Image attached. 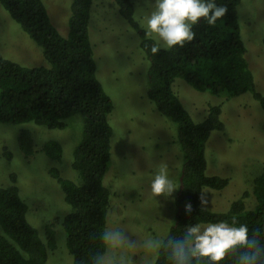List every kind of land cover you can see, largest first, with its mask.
Listing matches in <instances>:
<instances>
[{
	"label": "trees",
	"instance_id": "16d2710c",
	"mask_svg": "<svg viewBox=\"0 0 264 264\" xmlns=\"http://www.w3.org/2000/svg\"><path fill=\"white\" fill-rule=\"evenodd\" d=\"M121 15L139 30L148 60L147 95L160 114L176 124L177 141L183 153L179 189L175 198V219L165 238L180 237L188 225L220 221L245 224L251 235L257 228L264 235V168L253 181L256 205L247 207L246 196L234 200L225 212H214L201 204L204 189H223L228 179L208 175L206 144L213 130H223L221 105H210L207 116L195 122L174 90L181 78L198 90L214 94L240 95L251 92L264 109V94L256 90L255 76L246 59L241 37L238 5L242 0H216L227 7V14L210 26L203 19L193 27L195 39L183 47L160 48L153 54L154 38L135 19L132 0H115ZM43 50L47 65L25 66L0 52V123H35L53 129L67 127L66 120L81 114L83 135L73 153V168L78 180L50 170L63 190L70 211L63 226L66 246L73 264H91V258L104 250L100 233L108 228L111 191L105 184L112 157L113 126L109 117L114 104L97 77V64L90 38L93 0H73L65 36L53 23L43 0H0ZM19 147L26 158L35 152L29 128L18 135ZM47 156L63 157L59 141L43 145ZM191 204V211L186 205ZM29 206L20 195L15 174L10 185L0 186V264H48L50 250L57 248V233L50 224L44 238L28 219ZM264 243V240L261 241ZM154 264H169L161 249ZM200 264H209L207 259ZM219 264H235L229 256Z\"/></svg>",
	"mask_w": 264,
	"mask_h": 264
},
{
	"label": "rangeland",
	"instance_id": "374dc122",
	"mask_svg": "<svg viewBox=\"0 0 264 264\" xmlns=\"http://www.w3.org/2000/svg\"><path fill=\"white\" fill-rule=\"evenodd\" d=\"M43 1L53 23L66 36L73 0ZM132 1L135 19L146 29L154 0ZM238 21L256 90L264 94V0H242ZM89 31L97 77L114 104L109 117L113 126L112 157L105 178L111 191L107 229L123 230L136 242L135 248L125 250L132 264H154L158 253L140 245L151 237L165 238L175 219L183 165L176 124L160 114L148 98L149 63L139 30L121 15L115 0H93ZM152 38L158 42V37ZM0 52L25 66L47 65L42 47L1 4ZM173 87L197 123L207 116L210 105L222 108L224 129L213 130L206 144L207 174L227 178L228 185L220 190L204 189L207 204L203 206L225 212L234 200L247 194V207L253 208V181L264 168V109L260 102L251 92L214 94L198 90L181 78ZM66 122L64 129L35 123H0V186L10 185V176L15 174L20 195L29 206L31 224L44 238L48 225L55 228L57 248L50 250L48 264H73L63 226L70 207L50 170L55 167L62 176L78 180L72 163L74 149L83 135L84 117L76 114ZM26 128L33 133L36 149L30 158L24 156L18 142L20 131ZM49 140L63 146L60 162L43 151ZM162 165H167L169 177L178 186L169 197H155L151 192V180Z\"/></svg>",
	"mask_w": 264,
	"mask_h": 264
},
{
	"label": "clouds",
	"instance_id": "9594fccd",
	"mask_svg": "<svg viewBox=\"0 0 264 264\" xmlns=\"http://www.w3.org/2000/svg\"><path fill=\"white\" fill-rule=\"evenodd\" d=\"M152 11L146 17L145 34L148 38L158 37V42L151 47L156 54L160 48L172 49L183 47L195 39L193 27L203 19L210 26L227 14V7L218 5L216 0H154ZM178 186L169 177L167 165L160 166L151 180V192L156 196H171ZM201 204L207 200L201 196ZM191 211V204L186 205ZM225 221L199 223L185 227L180 237H151L140 245L149 252L167 253L169 264H200L207 259L209 264H219L229 256L235 258V264H264V235L257 228L251 235L245 224L235 226ZM104 250L91 258V264H132L126 249L137 246L123 230L105 229L100 233Z\"/></svg>",
	"mask_w": 264,
	"mask_h": 264
}]
</instances>
